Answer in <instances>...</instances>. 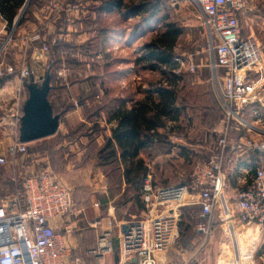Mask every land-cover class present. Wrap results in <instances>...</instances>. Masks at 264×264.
I'll return each mask as SVG.
<instances>
[{"label":"built area","instance_id":"1","mask_svg":"<svg viewBox=\"0 0 264 264\" xmlns=\"http://www.w3.org/2000/svg\"><path fill=\"white\" fill-rule=\"evenodd\" d=\"M84 0H46L44 10L50 22L62 18L67 24L65 36L76 32L75 22L88 11ZM199 8L200 20L210 40L213 59L209 62L214 89L217 92L220 109L223 110L221 125L215 148L205 159L194 162L189 179L180 183L156 186L151 176L146 175L142 183V201L145 214L137 219L123 221L117 228V246L114 247L110 229H97L94 233L95 245L87 250L97 264H106L105 255L114 253L117 248V261L114 264H159L169 248L179 236L181 208L198 205L197 230L207 236L214 229L212 213L220 195L226 194L224 165L226 158L239 146L228 143L231 132L252 125L243 120L244 108L249 105V115L261 120L259 110L252 106L264 87L260 77L251 73L263 66V56L259 44L249 37H241L237 15L247 8L245 0H191ZM21 6L14 17L12 26L2 34L0 28V57L7 46L18 38L14 34L19 19L27 6ZM38 30L20 36L23 50L28 42L39 40ZM41 50L48 51L46 44ZM73 54V53H72ZM76 55V54H73ZM178 67L194 72L196 65L190 57L175 55ZM49 63L47 64V68ZM66 67L60 66L57 77L66 79ZM20 79L34 76L32 69L25 66L16 68L13 64L0 63V78L16 74ZM253 77V78H252ZM8 121L7 128L13 141L0 154V164L7 158L14 162L16 155L26 152L27 143L19 142L18 127L21 114L16 113ZM245 150H264V142L247 141ZM253 175L245 186L238 189L233 208L227 219L241 225L257 224L264 230V169H245V174ZM0 204V264H84L74 255L73 233L76 231L81 214L73 199L72 188L62 183L49 167H43L25 175L20 196H12ZM97 205V204H95ZM95 228V222H92ZM242 249V247H241ZM239 264V263H236Z\"/></svg>","mask_w":264,"mask_h":264},{"label":"rangeland","instance_id":"2","mask_svg":"<svg viewBox=\"0 0 264 264\" xmlns=\"http://www.w3.org/2000/svg\"><path fill=\"white\" fill-rule=\"evenodd\" d=\"M153 1H159L160 10L154 19L156 23L151 26L153 27L151 30L145 27L144 31H140L139 27L137 28L134 24L135 19L124 20L115 12L106 16L101 15L99 18L92 16V25H87L86 21H82L85 16L81 18L80 23L78 21L75 22L73 29L76 32L65 36L63 39L72 41L78 45L82 43L86 44L85 42L99 28H109L110 36L108 35V40L103 44L104 51L109 54L108 57L102 56L96 58V56H92L96 51L94 43H91L88 49L82 47L84 48L83 51L73 52V54L77 53L73 56L77 57L81 63L83 62L82 72L84 76H92L96 82L103 81V86H101L99 92L100 96L93 100L87 99L85 107H80L77 104L79 101L75 100L77 99L76 96L80 94V90L79 88H73L72 94L75 98L76 106L70 107L67 105L64 91H49L51 92V101L55 103V113L53 114H58L61 117L58 129L52 138L46 140L42 138L27 143L26 152L16 155L14 162L8 157L5 164H0V204L9 201L12 199V196L21 195L23 179L25 175L32 172H29L30 169L27 168L29 165L27 161L30 163V157L36 152L49 158V155H51L53 157L52 161L55 163V169L58 171L56 174L59 175L60 181L72 188V190H75L74 203H77L75 205L81 213L78 215L79 219L84 216L85 208H90L91 210L97 208L100 212V217L106 215L99 202V199L105 195L98 189L100 185L108 187L106 191H108L109 201L118 206H121V203L124 205L126 200L136 193L132 184L129 181H125V178L127 180L129 178L123 173L125 170L123 164L120 165L117 160L108 164H102L104 162L97 155L98 150L104 145L105 139L111 135V131L117 126V120L111 121L107 118L110 115H108L109 108L115 107L113 105H117L120 99L127 97H131L132 101H134L137 92L138 99L143 98L148 86L162 79L158 71L150 72L147 69H142V64H140L141 66H136L133 62L136 57L142 54L141 49L145 41L150 40L164 30L162 26L164 22L157 21L164 17H167L168 22L174 23L182 29V33L176 41L174 55L184 58L190 57L196 68L194 72L182 69L179 73H176L177 75H183V82L178 81V86L184 84L178 93V105L187 104V106L179 113L176 120L170 119L166 121V126L158 129L159 137L157 141L144 149L137 156V159L143 161V165L147 169L146 174L151 175L154 185L166 186L189 179L194 162L207 158L211 150L215 148L219 136V132H216L215 129L221 125L223 110L220 109L217 92L214 89L211 76L212 71L209 68V62L213 59V53L209 37L200 20L199 8L191 0ZM248 1L251 2L249 8L247 7L237 15L241 34L244 37L251 36L257 43L259 42L258 44H260L259 47L264 59V0ZM85 2L90 6V0H84L83 4ZM89 27H91L90 31L87 30ZM135 31L136 33H134ZM121 35L126 37L120 39ZM123 40L125 41L123 42ZM16 52L13 53L14 58ZM9 55H12L11 51L8 52V57H10ZM15 59L16 62H21L22 59L25 62L28 61V57L24 56L22 58V55ZM262 64L261 68L264 71V61ZM61 66L70 70L65 64ZM130 69L134 71L125 78L123 76L124 71ZM70 71L68 77L70 76ZM253 73L254 71L251 74L252 76ZM136 75L138 78H136ZM255 76L254 78H256ZM79 77L77 76L76 78L79 80ZM20 88V92L24 93L26 91L25 86L24 89L22 85ZM190 93H193V95ZM182 98L184 100L181 102L180 99ZM189 105H193L194 107H189ZM209 105L214 108L208 107ZM95 106L101 107L98 119L93 115V112L98 108H95ZM246 113H249L248 110ZM246 113L242 114L243 120L252 125L250 128H255L256 130L242 128L244 131H242L243 135L241 136L243 138L241 140H239L238 134L231 132L228 140L230 146H236L240 141L243 148L245 143L252 139L249 135L259 137L260 141H264L263 108L259 111L261 121L257 123H253L254 121H251L253 117ZM95 122L97 125L94 127ZM242 142L244 143L242 144ZM71 146L75 149L69 150L68 148ZM77 149H80L81 153L71 154L70 151H77ZM43 161V159H40L39 162L32 163L34 167L33 171L48 167ZM226 164L227 182H229V177L232 174L228 168L232 164L229 156L226 158ZM87 182H89L88 185H86ZM241 188V186L234 188L231 194L233 199L237 190ZM131 202L134 203L135 201ZM197 212V207L184 206L181 208L179 236L168 250V252L170 251L171 258L175 256L177 247H180L182 242L185 241L181 231L186 224H190L187 215H195L197 217ZM144 214L145 211L143 212V216ZM133 218L139 219L141 216ZM129 219L125 218L123 221ZM80 224L78 223L76 231L73 233V238L77 242L81 239L78 236L79 233L88 232L87 228H85L87 224ZM196 230L197 224L188 232L193 239ZM115 234L117 233L112 230L113 240ZM260 237L259 245L253 256L258 264H264V251L261 252L260 250L261 246L264 245V232H262ZM115 245L117 244L114 243V247ZM244 245H247L245 239L242 241V247ZM190 249L192 248L190 247ZM239 252H242L240 256L242 255L241 257H243L245 253H243L244 251L241 247ZM245 259L241 260L242 264H246ZM84 260L86 264H92L91 260L85 258ZM246 261L249 263L250 260Z\"/></svg>","mask_w":264,"mask_h":264},{"label":"trees","instance_id":"3","mask_svg":"<svg viewBox=\"0 0 264 264\" xmlns=\"http://www.w3.org/2000/svg\"><path fill=\"white\" fill-rule=\"evenodd\" d=\"M24 1L25 0H0V13L7 20L8 25L11 24L12 18L17 13L19 7L24 3ZM90 1V6L87 5L88 11L86 16L82 20L86 21L87 25L93 24L92 16L99 18L103 12L113 11L124 20L135 19L136 21L134 24L137 28L139 27L140 31H142L145 27L150 28L151 30L153 29L151 26L156 23L154 19L157 17L160 10L159 1L153 0ZM38 4V0H29L28 6L26 7L21 19L22 22L31 17L30 12L33 10V7L38 6ZM157 21L164 22L162 24L164 30L152 37L150 40L145 41L141 49L142 54L139 57H136L133 63L136 66H141L140 64H142L144 67H142V69H147L150 72L158 71L162 79H159L158 82L150 84L146 89L145 96L143 98L137 99L131 104L130 107L126 108L124 106H115L108 111V115H110L107 118L117 120V126L111 131V135L105 139V143L98 150L97 155L98 158L104 162L102 164H108L114 160H117L120 165L123 164L125 169L123 173L129 178L128 180L125 178V181H129L132 184L133 189L136 191V193L131 195L132 197H129L127 200H134L135 202L139 201V196L141 198L142 190L140 191V187H142L143 179L147 171L146 167L143 165V161L138 160L137 156H139L144 149L157 141V138L159 137L158 129L166 126V121L170 119L176 120L179 113L187 106V104L182 106L178 105V93L184 84L178 86V81L183 82V75H177L174 73L178 65L173 60L175 57L174 49L176 41L179 35L182 33V29L176 26L174 23L168 22L167 17ZM87 30L90 31L91 27H89ZM66 32V22L62 18H58L56 21V28L53 32L54 37L44 38V43L42 42V44H46L48 47V56L50 61L49 67L51 74L49 91H64L67 105L73 107L76 105L72 91L73 88H79L80 94L76 96L77 99L75 100L79 101L77 104H79L80 107H85L87 99L93 100L95 98H99V92L101 86H103V81L101 80L96 82L94 77L86 75L84 76L82 72L83 62L81 63L78 61L77 57H74L72 53L78 51L80 52L81 50L83 51L85 47L88 49L90 44L94 43L96 51L92 56H96L97 54L101 53L104 57H108L109 54L104 51L103 44L110 36L109 28H99L95 31V34H92L91 38L85 42L86 44L82 43L80 45L74 44L69 40L66 41L63 39V36H58L59 34L64 35ZM134 33H136V31ZM62 64H65L71 70L70 76L64 80L57 77L56 74L57 69ZM73 75L74 77H72ZM9 76L10 75H5L0 78V84L7 80ZM77 76H80L79 80L76 78ZM41 80L42 78H38L36 82L39 84ZM190 94L193 95V93ZM50 96L51 92H48V99L53 109H55V103L51 101ZM183 100L184 98L180 99L181 102ZM96 107L98 108L95 110V112H93V115L98 119L100 117L99 110L101 107L95 106V108ZM189 107L194 106L189 105ZM208 107L211 106L209 105ZM247 110H243V115ZM246 114L249 115V113ZM96 125L97 123L95 122L94 127ZM52 136L45 138L44 140L52 138ZM49 156L50 158L48 156L47 157L49 159V164L52 168V171L57 173L58 171H56L54 166L55 163L52 161L53 157L51 155ZM73 198H75V195H73ZM141 202L142 206L144 207L142 198ZM121 204L123 205V203ZM190 206L197 207V217L195 215H187L189 219L188 222H190V224H186L183 230L181 229L182 237L185 238V241L182 242L180 248L188 247L190 243L189 239L191 237V235L188 233L189 230H192L193 226L197 224L198 221L203 220L199 216V206ZM180 222L179 225H181ZM93 244L94 238L91 234H89V237L87 235V237L79 239V243L74 249V255H78L83 260L84 264H86L84 258L91 260L90 262L92 264H97L95 258L87 254V250L91 248ZM260 250L261 252L264 251V245L261 246Z\"/></svg>","mask_w":264,"mask_h":264},{"label":"crops","instance_id":"4","mask_svg":"<svg viewBox=\"0 0 264 264\" xmlns=\"http://www.w3.org/2000/svg\"><path fill=\"white\" fill-rule=\"evenodd\" d=\"M25 1L29 3V0H25ZM245 1L247 4V7L249 8V6L251 5V2L248 0H245ZM28 3H27V6H28ZM38 3H39L38 6L33 7V10L30 12V16H31L30 18H27V20H25L24 22L21 21L22 17L19 19L17 26L15 28V31H14V34H16L18 38L14 40L12 43H10L9 46H7L5 52L0 57V63L4 62L5 64H13L16 66V68H19L22 65V66H25L26 68L32 69L34 71L33 78L35 81L38 78L43 79L44 74L47 70V68L45 69V67L50 62L48 51L47 53L43 52L40 48L41 44L44 38L54 37L53 32L56 28V22L55 23L50 22L49 21L50 17H47V13L44 10L45 5H46V0H38ZM21 6L19 7L14 17L19 13ZM112 12H103L102 15L106 16ZM14 17L12 18L11 24L8 25L7 20L0 13V28L4 27L2 28V34L6 33V31L10 29V27L12 26ZM34 30L39 31L40 39L28 42L27 47L23 50L22 41L19 40L20 36L32 33L34 32ZM86 36H87V33H86ZM123 37L125 38L126 36L121 35L120 39ZM241 37H244V36H242L241 34ZM125 40H123V42ZM37 41H40V42H37ZM13 50H15V52L18 50L15 54V58L21 57L22 55V58L24 56L28 57V61L25 62L22 59L21 62H18V61L16 62L15 61L16 59L14 58V54H13L15 52H13ZM9 51L12 52V55L11 56L9 55L10 57H8ZM102 56L103 55L99 53L96 55V58H99ZM132 71L134 70L130 69L128 71L127 70L124 71L123 76H125L126 78L130 73H132ZM254 76L257 78L260 77L261 81L264 83V74L262 75V72H260V70L254 71L253 77ZM30 77L20 79L16 73L14 75H10L7 78V80H5L2 84H0V154L3 153L6 150L7 146L10 145L13 141L11 135H9V132H8L9 131V129L7 128L8 121L13 116L17 115L16 113L21 114L22 105L27 96V91H25L24 93L20 92V89H21L20 86L22 85V88L24 89V83L28 82ZM136 78H138V76ZM137 94L135 95L134 101H132L131 97H127L124 99H120V101H118V104L113 105V106H121V107L124 106L128 108L131 106L133 102H135L138 99ZM257 97H258V100L254 104H252V106L257 107L259 111H261L262 108L264 110V87ZM111 108L112 107H110L109 110H111ZM247 108L249 112L250 111L249 105H247L244 108V110L245 109L247 110ZM54 110L55 109H53V113H55ZM253 119L251 118V121H254L253 123H257L261 121L257 119L255 120V118ZM60 120H61V117H60ZM60 120H59V123H60ZM109 120L114 121V119H111V118ZM254 130L256 129L254 128ZM242 131H244V129L242 128L233 131L234 133L238 134L239 140L243 138L241 136L243 135ZM249 137L252 138L251 141L264 142V141H260L258 139L259 137L252 136V135L251 136L249 135ZM243 143L244 142H242V144ZM236 146H239V147H237V149L234 150V154L230 153L229 155L230 162H232V164L228 166L230 172L232 173L229 177L230 179L229 182H227L228 181L227 173H226L227 164L225 163L224 165V175L226 177L227 188H226V194H223V196L220 195L218 197L217 202H216V208L214 209L212 213L213 220L215 221L214 229L207 236H204L201 232H198L196 230L194 239L192 237L189 239V242H190L188 245L189 248L186 249V248L177 247L178 249H176L177 251L175 252V256H173L172 258L170 256V251H169L163 257L159 259V262H158L159 264H236L237 262L239 264H242L241 260H243V258H246L245 259L246 264H258V262L256 261L253 255L256 253V249L261 239L260 235L262 234V232H264V230L259 231L257 224L241 225L236 222L228 220L227 217L229 215L228 213H230V211L232 210L233 204H234V199L231 195L232 191L237 186L244 187L246 182H248L251 176L253 175V171L250 172L249 174H245V169H248V168L252 170H255L256 168L264 169V150H260V151L259 150H248L247 151L244 149V147L242 148L240 141ZM68 149L72 150L75 148L71 146ZM70 152L71 154H75V153L77 154V153H81V150L77 149V151H70ZM40 159H43L44 160L43 162L49 168H51L48 157L42 156L41 153L36 152L34 153L33 156L30 157V163L27 161V163L29 164L27 168L30 169L29 172L33 171L34 169V167L32 166L33 165L32 163H37V161L39 162ZM146 175H149V174H146ZM244 179L246 182L244 181ZM88 183L89 182H87L86 185H88ZM98 189L105 194L104 196H102L101 199H99L100 201L99 200L98 201L100 202L101 208H103L106 215L100 217L99 215L100 212L97 210V208L92 209V210L90 208H85L86 211L83 213L84 216L82 217L83 219L81 218L80 220V223H81L80 225L87 224L85 228H87L88 232L83 233V234L82 233L78 234L79 238L81 239L83 237H87V235L89 237V234H91L94 238L93 246L95 245L94 233L97 229L106 228V229H110L111 232L113 230L115 233H117L118 225L122 223L125 218L129 219L133 217H140V216L142 217L143 212L145 211L144 207L141 204L142 202H141L140 196H139V201L137 202L132 203L130 200H127L124 205L118 206V205L112 204V202L109 201L110 199L107 194L108 191H106L108 187H106L105 185H100ZM93 190L95 189L93 188ZM72 191L74 195L75 190L73 189ZM92 222H95L96 224L95 228L92 226ZM113 223H114V226H113ZM113 238H114V240L112 239L113 244L114 243L117 244V234H115ZM243 239H245V242L247 243V245H244L242 247ZM73 243L74 245H77L79 243V240L77 242L74 239ZM116 246L117 245H115V247ZM190 247L192 249H190ZM240 247H242L244 251L243 253H245L243 257H241L242 255L240 256V253H242V252H239ZM116 249L117 248H115L114 253L104 256L103 261L106 264H114L117 261V250ZM248 259L250 260L249 263L246 261Z\"/></svg>","mask_w":264,"mask_h":264},{"label":"water","instance_id":"5","mask_svg":"<svg viewBox=\"0 0 264 264\" xmlns=\"http://www.w3.org/2000/svg\"><path fill=\"white\" fill-rule=\"evenodd\" d=\"M50 67L47 68L42 81L38 84L33 76L24 83L27 96L23 102L19 118L18 140L30 143L56 133L60 116L53 114L48 101L50 90Z\"/></svg>","mask_w":264,"mask_h":264}]
</instances>
